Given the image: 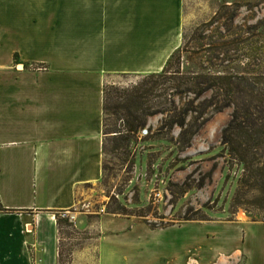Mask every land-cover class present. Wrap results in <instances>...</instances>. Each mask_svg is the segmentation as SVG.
<instances>
[{
    "label": "crops",
    "instance_id": "0c3cea01",
    "mask_svg": "<svg viewBox=\"0 0 264 264\" xmlns=\"http://www.w3.org/2000/svg\"><path fill=\"white\" fill-rule=\"evenodd\" d=\"M186 0H0V264H60L57 214L104 175L108 77L160 73ZM83 194L85 195L82 198ZM71 264H264V221L103 213Z\"/></svg>",
    "mask_w": 264,
    "mask_h": 264
},
{
    "label": "rangeland",
    "instance_id": "374dc122",
    "mask_svg": "<svg viewBox=\"0 0 264 264\" xmlns=\"http://www.w3.org/2000/svg\"><path fill=\"white\" fill-rule=\"evenodd\" d=\"M183 11V73L243 72L250 80L260 77L264 90V0H186ZM148 75L108 77L105 90L115 98ZM215 96L212 91L200 98L189 92L177 96L176 105L190 110L183 128L173 123L174 117L157 114L129 133L119 115L105 116L104 175L99 184L83 189L87 198L83 194L73 210L76 222L60 223L63 264L85 250L94 254L103 213L131 216L152 227L240 216L264 221V174H257L264 168V145L250 156L248 170L221 144L223 130L244 105L264 128V114L254 108L262 106L235 89L230 96ZM214 98H230L232 104L218 111ZM150 100L170 105L169 97ZM184 131L195 133L188 147Z\"/></svg>",
    "mask_w": 264,
    "mask_h": 264
},
{
    "label": "trees",
    "instance_id": "16d2710c",
    "mask_svg": "<svg viewBox=\"0 0 264 264\" xmlns=\"http://www.w3.org/2000/svg\"><path fill=\"white\" fill-rule=\"evenodd\" d=\"M234 17L231 19L233 20ZM202 48V47H201ZM204 50V49H202ZM185 49L179 47L168 59L164 69L160 73L150 74L144 77V81L131 87L121 89L117 97H112L104 91V114L109 112L119 115L120 119L126 121L127 132L134 133L147 125L148 118L157 114H168L173 118V123L183 128L186 124L184 115L190 112L188 108L178 107L175 98L184 92L194 93L198 98L205 93L212 91L215 97L230 96L233 89L239 93L252 97L262 107L258 113L264 114V90L259 89L260 77L250 80L245 74L237 75H215L211 71L203 74H185L182 71V56ZM207 51V50H204ZM211 65V60L208 61ZM257 80V81H256ZM264 81V77L261 79ZM169 97L170 105L166 107L161 103H150V99H165ZM215 99V98H214ZM215 107L218 111L232 104V100L215 99ZM111 102H114L113 104ZM120 110L123 112L121 113ZM179 117L177 121H174ZM195 133L184 131L182 141L185 146H190L192 136ZM226 150L237 157L248 170H251L250 156L256 152V148L264 145V128L258 125L250 116L249 106L244 105L240 110L235 111L230 123L223 130L222 142ZM264 168L259 169L257 174L262 177ZM59 232L61 221L68 224V221L57 218ZM60 264H63L60 253Z\"/></svg>",
    "mask_w": 264,
    "mask_h": 264
},
{
    "label": "built area",
    "instance_id": "2783aa9c",
    "mask_svg": "<svg viewBox=\"0 0 264 264\" xmlns=\"http://www.w3.org/2000/svg\"><path fill=\"white\" fill-rule=\"evenodd\" d=\"M142 135L146 136L147 131H143ZM57 218H59L60 220L68 221L70 224H74L77 220V213L75 211L69 210L61 211L57 214Z\"/></svg>",
    "mask_w": 264,
    "mask_h": 264
}]
</instances>
